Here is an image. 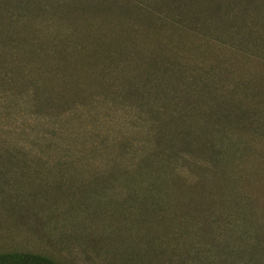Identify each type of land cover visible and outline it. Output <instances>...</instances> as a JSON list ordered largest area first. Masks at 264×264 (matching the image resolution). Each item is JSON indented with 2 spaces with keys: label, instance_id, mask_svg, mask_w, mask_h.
<instances>
[{
  "label": "rangeland",
  "instance_id": "rangeland-1",
  "mask_svg": "<svg viewBox=\"0 0 264 264\" xmlns=\"http://www.w3.org/2000/svg\"><path fill=\"white\" fill-rule=\"evenodd\" d=\"M26 254L264 264V0H0V264Z\"/></svg>",
  "mask_w": 264,
  "mask_h": 264
},
{
  "label": "trees",
  "instance_id": "trees-1",
  "mask_svg": "<svg viewBox=\"0 0 264 264\" xmlns=\"http://www.w3.org/2000/svg\"><path fill=\"white\" fill-rule=\"evenodd\" d=\"M13 257V256H12ZM18 260L20 261V264H52L43 257L39 256H31V255H23V256H18ZM5 264V263H3ZM7 264H17L15 258L13 260L8 261Z\"/></svg>",
  "mask_w": 264,
  "mask_h": 264
}]
</instances>
